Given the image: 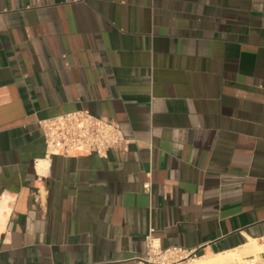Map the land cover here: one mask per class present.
<instances>
[{
  "label": "crops",
  "instance_id": "obj_1",
  "mask_svg": "<svg viewBox=\"0 0 264 264\" xmlns=\"http://www.w3.org/2000/svg\"><path fill=\"white\" fill-rule=\"evenodd\" d=\"M76 110L126 149L47 155L37 120ZM148 234L264 243V0H0V264H137Z\"/></svg>",
  "mask_w": 264,
  "mask_h": 264
},
{
  "label": "built area",
  "instance_id": "obj_2",
  "mask_svg": "<svg viewBox=\"0 0 264 264\" xmlns=\"http://www.w3.org/2000/svg\"><path fill=\"white\" fill-rule=\"evenodd\" d=\"M47 155L75 156L95 154L107 158L111 150H125L128 141L113 120L95 116L87 110H76L37 120ZM150 191V182L143 184ZM147 251L135 257L137 264H193V258L204 256L198 250L181 247L162 248L157 239L146 236ZM224 264H264V252L245 254Z\"/></svg>",
  "mask_w": 264,
  "mask_h": 264
},
{
  "label": "bare ground",
  "instance_id": "obj_3",
  "mask_svg": "<svg viewBox=\"0 0 264 264\" xmlns=\"http://www.w3.org/2000/svg\"><path fill=\"white\" fill-rule=\"evenodd\" d=\"M264 252V243H257L256 240H251L250 243L238 249L227 251L223 253H217L212 255H204L202 257L193 258V264H224L225 262L238 258L244 254Z\"/></svg>",
  "mask_w": 264,
  "mask_h": 264
},
{
  "label": "rangeland",
  "instance_id": "obj_4",
  "mask_svg": "<svg viewBox=\"0 0 264 264\" xmlns=\"http://www.w3.org/2000/svg\"><path fill=\"white\" fill-rule=\"evenodd\" d=\"M245 255V254H244ZM242 256V255H241Z\"/></svg>",
  "mask_w": 264,
  "mask_h": 264
}]
</instances>
